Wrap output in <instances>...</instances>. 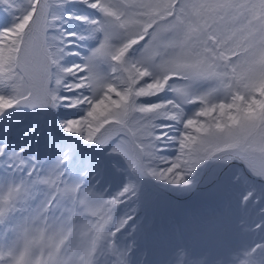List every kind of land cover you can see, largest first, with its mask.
Wrapping results in <instances>:
<instances>
[{
  "label": "snow or ice",
  "instance_id": "snow-or-ice-1",
  "mask_svg": "<svg viewBox=\"0 0 264 264\" xmlns=\"http://www.w3.org/2000/svg\"><path fill=\"white\" fill-rule=\"evenodd\" d=\"M0 264H264V0H0Z\"/></svg>",
  "mask_w": 264,
  "mask_h": 264
},
{
  "label": "trees",
  "instance_id": "trees-1",
  "mask_svg": "<svg viewBox=\"0 0 264 264\" xmlns=\"http://www.w3.org/2000/svg\"><path fill=\"white\" fill-rule=\"evenodd\" d=\"M83 11V10H79ZM67 25L69 30L76 31L75 26L70 24ZM98 150V149H97ZM105 156L103 152L100 151L93 160L92 170L94 168H100L103 165L104 169H109V160L101 159ZM106 158V157H104ZM87 164V163H85ZM113 175L109 178L117 179L119 183V178L115 175L112 170ZM103 179L107 178L105 173H102ZM145 199L146 204L142 209V216L145 219L146 224H150L152 218L157 219L159 227L164 229H170L175 224H184L186 227L193 229L197 226L202 214L207 205V192L201 190L196 193L188 195L186 198L174 197L170 191H164L158 186L148 183L145 185ZM183 194V193H178ZM173 195V196H172ZM198 200L199 204L195 205L194 200Z\"/></svg>",
  "mask_w": 264,
  "mask_h": 264
},
{
  "label": "rangeland",
  "instance_id": "rangeland-1",
  "mask_svg": "<svg viewBox=\"0 0 264 264\" xmlns=\"http://www.w3.org/2000/svg\"><path fill=\"white\" fill-rule=\"evenodd\" d=\"M30 117H31V119H32V121H31V123L30 124H35V122L37 123V124H43L46 128H50V127H52V126H54V121H53V119L51 118V116L49 115V116H45V115H43V113H37V114H35V115H33V114H28ZM106 158L108 159V160H111L109 157H107L106 156ZM145 189L146 188H144V191H145ZM146 195V194H145Z\"/></svg>",
  "mask_w": 264,
  "mask_h": 264
}]
</instances>
